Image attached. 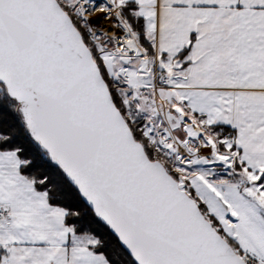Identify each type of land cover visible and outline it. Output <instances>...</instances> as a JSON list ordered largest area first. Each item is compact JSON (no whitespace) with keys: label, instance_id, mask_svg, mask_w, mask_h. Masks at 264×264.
I'll return each mask as SVG.
<instances>
[{"label":"snow or ice","instance_id":"6c2138e0","mask_svg":"<svg viewBox=\"0 0 264 264\" xmlns=\"http://www.w3.org/2000/svg\"><path fill=\"white\" fill-rule=\"evenodd\" d=\"M0 264H264V0H0Z\"/></svg>","mask_w":264,"mask_h":264}]
</instances>
